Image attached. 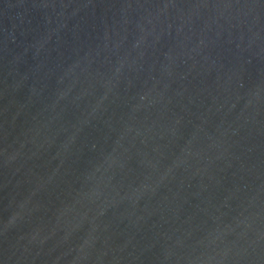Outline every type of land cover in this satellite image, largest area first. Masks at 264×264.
<instances>
[{"label": "water", "instance_id": "obj_1", "mask_svg": "<svg viewBox=\"0 0 264 264\" xmlns=\"http://www.w3.org/2000/svg\"><path fill=\"white\" fill-rule=\"evenodd\" d=\"M0 264H264V0H0Z\"/></svg>", "mask_w": 264, "mask_h": 264}]
</instances>
